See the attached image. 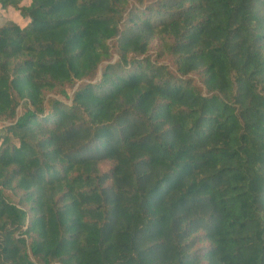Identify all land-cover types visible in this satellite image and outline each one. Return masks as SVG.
Returning <instances> with one entry per match:
<instances>
[{
	"label": "trees",
	"instance_id": "obj_1",
	"mask_svg": "<svg viewBox=\"0 0 264 264\" xmlns=\"http://www.w3.org/2000/svg\"><path fill=\"white\" fill-rule=\"evenodd\" d=\"M10 8L0 264H264V0Z\"/></svg>",
	"mask_w": 264,
	"mask_h": 264
},
{
	"label": "rangeland",
	"instance_id": "obj_2",
	"mask_svg": "<svg viewBox=\"0 0 264 264\" xmlns=\"http://www.w3.org/2000/svg\"><path fill=\"white\" fill-rule=\"evenodd\" d=\"M28 2L29 1H27V3ZM6 19H12L15 22L19 23L20 25H22V26L27 25V24H25L26 23L25 19H23L20 16L19 12L16 11V10H14V9H11V8L10 9H7V10L0 9V26L3 25V23L6 22ZM151 45H152V48H153L152 52L157 51L159 49V43H158L157 39H154L152 41V44ZM49 96L51 98H56V99L61 98L62 100L67 101L68 103H70V100L65 99L64 97H62L60 95H57V94H54V93L49 94ZM6 124H7L6 122L1 121L0 122V130L4 126H6ZM102 167L103 168H106V164H103ZM7 194L12 198V200H16L17 201L18 198L16 196H14V195L12 196V193L10 191H7Z\"/></svg>",
	"mask_w": 264,
	"mask_h": 264
}]
</instances>
